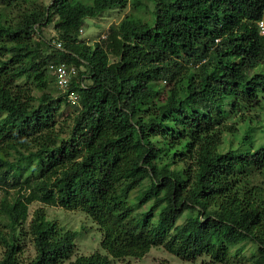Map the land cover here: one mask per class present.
<instances>
[{"label":"trees","instance_id":"16d2710c","mask_svg":"<svg viewBox=\"0 0 264 264\" xmlns=\"http://www.w3.org/2000/svg\"><path fill=\"white\" fill-rule=\"evenodd\" d=\"M18 1L25 0L0 5ZM128 2L132 13L104 38L91 45L79 40L85 18ZM149 2L51 0L13 24L0 12V191L7 192L8 178L12 184L21 178L28 189L12 202L1 200L10 231L0 233V264H20L16 229L32 201L80 208L102 230L107 254L79 255L68 264H109L108 255L140 257L155 246L183 260L208 255L221 263L246 240L257 245L253 264H264V142L220 152L217 128L225 105L235 110L264 100V74L248 73L264 63L258 28L264 0ZM143 8L150 21L141 18ZM49 23L60 43L52 42L51 51L32 38ZM51 64L75 73L64 94L43 92L33 104L29 89L14 81L25 77L45 89ZM160 81L168 86L163 92L152 84ZM70 91L78 95L77 112L56 142L54 117ZM147 202L132 216V205ZM186 209L196 215L176 224ZM27 232L35 249L27 264H60L72 253L75 231L58 234L42 207Z\"/></svg>","mask_w":264,"mask_h":264},{"label":"rangeland","instance_id":"374dc122","mask_svg":"<svg viewBox=\"0 0 264 264\" xmlns=\"http://www.w3.org/2000/svg\"><path fill=\"white\" fill-rule=\"evenodd\" d=\"M86 3L90 0H82ZM145 5L150 6L149 0H140ZM51 0H25L23 2H13L9 6L2 7L0 5V12L3 14V18L8 19L10 23L16 22L20 19L26 11H30L33 8H43L47 6ZM132 13V8L128 2L125 7L114 6L109 8L98 16L94 18H85L83 20L82 29L80 30L79 40L91 45L93 42L104 38L107 33L108 28L117 24L123 17ZM139 13L141 18L144 21L149 20V11L146 8L140 9ZM39 37L42 48L52 49L50 46L52 42L56 41V34L52 29V23H49L41 28H36L32 38L37 40ZM260 72L264 74V63L258 64V66L253 70H248V73ZM51 72L46 73V78L48 84L46 88H40L38 84L33 83L30 79L22 77L14 81V83L23 86L24 88L29 89L30 94L33 96V104L37 103V98L43 92H50L51 95L57 97L60 96L59 90L56 88L55 84L50 78L52 77ZM54 78V77H53ZM55 81V79H54ZM153 85L160 88L159 91L168 87L164 81L152 83ZM76 103L59 101L58 110L56 111L53 128L54 132L59 133V138L56 142H59L61 138L67 136L71 119L73 115L77 112ZM225 110L228 113L222 118L220 123L217 125V128L222 130L221 141L218 146V151L224 152L229 149L236 151H243L248 149H253L257 145L264 142V100L260 98L259 103L256 105H240L237 109L231 110L227 105H225ZM33 148V145L25 146L22 149L24 151L30 150ZM15 153L9 151L7 153V158L9 160L14 158ZM163 161L166 158L162 159ZM174 167V165H170ZM11 178H8L7 181L9 184L5 188L7 191L3 193L0 191V209H1V200L3 197L8 202H12L22 192L26 193L28 189L23 188V182L20 178L17 183H11ZM147 181H145L146 183ZM138 188L130 193L129 198L134 200V196L137 193ZM5 194V195H4ZM150 206V202H147L141 206L132 205V216L139 215L141 212L147 210ZM42 207L45 213V218L47 220L53 221L56 224L58 234H62L65 231H75L76 235L73 239V249L71 255L68 259L63 260L60 264H68L76 256L79 255H88L95 251H98L102 254H107L105 250L100 247V242L102 239V230L96 224V222L80 208L76 209H64L59 206L44 205L38 201H32L28 204L27 213L28 217L25 223L17 231L18 238V250L17 258L20 264H27L35 254V249L32 243L31 235L28 230V221L31 217V214L36 208ZM1 214V212H0ZM196 215V211L192 209H186L182 212L179 218L176 221V224L182 223L187 217ZM131 217L129 216L128 219ZM7 222L0 216V233H6L10 229L7 227ZM4 243L0 239V256L4 251ZM257 245L246 240L241 244L233 246L230 248V252L227 255V258L224 262H214L208 255H201L196 257L194 260H183L175 255H172L164 250L162 246L151 247L148 252L143 254L140 257L133 256H124L119 258L109 257V264H253L254 257L257 256Z\"/></svg>","mask_w":264,"mask_h":264},{"label":"built area","instance_id":"2783aa9c","mask_svg":"<svg viewBox=\"0 0 264 264\" xmlns=\"http://www.w3.org/2000/svg\"><path fill=\"white\" fill-rule=\"evenodd\" d=\"M258 28L260 34H264L263 22L258 23ZM53 43L55 47H60L59 42L54 41ZM49 70L55 79L56 88L59 90L60 93L64 94L69 86L72 75L75 73L74 68L67 67L65 64H51L49 65ZM65 97L71 103H77L78 101V95L73 91L68 92Z\"/></svg>","mask_w":264,"mask_h":264}]
</instances>
